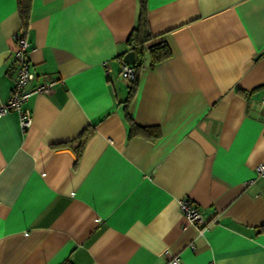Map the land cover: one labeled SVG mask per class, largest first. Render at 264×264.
I'll return each instance as SVG.
<instances>
[{"label": "crops", "instance_id": "obj_1", "mask_svg": "<svg viewBox=\"0 0 264 264\" xmlns=\"http://www.w3.org/2000/svg\"><path fill=\"white\" fill-rule=\"evenodd\" d=\"M139 0H0V105L29 43L32 123L0 115V264H264V0H146L135 93L120 74ZM157 131L152 137L135 130ZM76 161L74 147L86 128ZM67 143L68 145H64ZM207 220L199 233L179 200Z\"/></svg>", "mask_w": 264, "mask_h": 264}, {"label": "built area", "instance_id": "obj_2", "mask_svg": "<svg viewBox=\"0 0 264 264\" xmlns=\"http://www.w3.org/2000/svg\"><path fill=\"white\" fill-rule=\"evenodd\" d=\"M14 42L15 45L12 55L15 81L7 101L0 105V115L6 114L9 110L16 111L21 129L26 130L32 123L31 110L26 105L27 101L32 95L49 92L55 81L42 82L29 87V84L35 79V74L31 69L28 58L29 43L22 32H17L14 35ZM120 74L127 80H133L135 78L134 68L131 64L126 62L121 63ZM257 171L259 174H264V165H258ZM179 207L184 217L197 226L199 233L207 230L208 227L215 222V219H205L199 207L188 198L179 200ZM165 264L182 263L176 255H173L166 260Z\"/></svg>", "mask_w": 264, "mask_h": 264}, {"label": "trees", "instance_id": "obj_3", "mask_svg": "<svg viewBox=\"0 0 264 264\" xmlns=\"http://www.w3.org/2000/svg\"><path fill=\"white\" fill-rule=\"evenodd\" d=\"M16 1H17V10H18L19 17H20L21 24H22V29L24 31L28 25L30 12H31L32 0H16ZM145 3H146V0H139V4L141 7V13L139 15L138 23L133 29V31L131 32L127 40L129 51H133L135 54V63L132 65V67L135 70V78L133 80H129L130 82L129 94H128L126 101H129L132 98L133 94L135 93L139 71H140L141 66L143 65V56L145 52L147 51L150 54L152 63L168 57L171 53L167 44L163 42L153 44L151 46H146V43L152 39V34L149 29L146 16H144ZM125 118L131 125L132 129L146 131L150 133L152 137H157L159 135L157 131L151 130L150 128L137 126L129 117L127 109H126V105H125ZM90 133H91V129L89 127V128L84 129L83 133L80 135L78 143L73 149L75 156H76V161L78 160L80 156L84 141L86 140V138L89 136ZM64 145H68V144L65 143ZM63 264H71V263L69 261H66Z\"/></svg>", "mask_w": 264, "mask_h": 264}, {"label": "water", "instance_id": "obj_4", "mask_svg": "<svg viewBox=\"0 0 264 264\" xmlns=\"http://www.w3.org/2000/svg\"><path fill=\"white\" fill-rule=\"evenodd\" d=\"M124 62L133 65L135 63V54L133 51H128L123 56Z\"/></svg>", "mask_w": 264, "mask_h": 264}]
</instances>
